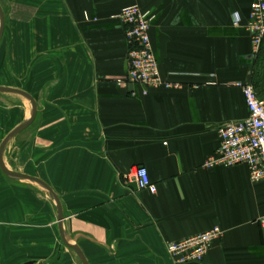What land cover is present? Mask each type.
Masks as SVG:
<instances>
[{"label": "crops", "instance_id": "1", "mask_svg": "<svg viewBox=\"0 0 264 264\" xmlns=\"http://www.w3.org/2000/svg\"><path fill=\"white\" fill-rule=\"evenodd\" d=\"M256 0H0V87L30 94L34 123L7 145L6 167L48 184L63 231L89 264H175L170 243L220 227L202 264H264V181L246 165L205 169L219 130L249 111L237 83L264 100V46L247 30ZM137 4L164 81L144 96L119 86L125 26ZM236 17L240 22L236 24ZM26 98L0 93V146L30 119ZM146 167L158 192L129 179ZM82 264L43 187L0 169V264Z\"/></svg>", "mask_w": 264, "mask_h": 264}, {"label": "built area", "instance_id": "2", "mask_svg": "<svg viewBox=\"0 0 264 264\" xmlns=\"http://www.w3.org/2000/svg\"><path fill=\"white\" fill-rule=\"evenodd\" d=\"M117 18L125 26L127 41L126 74L116 83L119 86L137 85L147 96L159 88L173 89L178 85L163 80L159 62L154 54L150 37L152 16L143 11L139 5L132 4L118 14ZM240 18L236 17V24ZM247 30L252 41V56L257 57L264 46V0H256L251 5ZM244 95L249 117L241 122L230 123L220 128V146L210 156L203 167L232 168L246 165L253 183L264 181V100L260 99L253 85L237 83ZM139 190H147L152 194L158 192L152 183L146 167L139 166L129 174ZM264 234V219L261 221ZM224 232L220 227L187 237L179 242L170 243L168 253L175 264H202Z\"/></svg>", "mask_w": 264, "mask_h": 264}, {"label": "water", "instance_id": "3", "mask_svg": "<svg viewBox=\"0 0 264 264\" xmlns=\"http://www.w3.org/2000/svg\"><path fill=\"white\" fill-rule=\"evenodd\" d=\"M4 30H5V14H4V11H3L2 6L0 4V40L3 37ZM0 93H9V94L20 95V96L26 98L28 101H30V103L32 105V114H31L30 119H28L27 121L22 123L14 131H12L6 137V139L3 141V143L1 144V146H0V169L9 178L16 179V180L32 181L34 183H37L38 185H40L46 191L49 192V194L52 196V198L54 199V201L57 204L62 238L69 245V247L75 251L76 255L78 256V258L82 264H89L86 257L84 256L83 252L81 251L80 247L62 229L63 221H64L62 204L60 202V199L56 195V193L52 190V188L48 184H46L45 182H43L37 178L30 177V176H27L24 174H20V173H17L15 171H11L6 167V165L4 163V152H5L7 145L10 143V141H12L15 137L20 135L25 130H27L34 123L36 116H37V113H38V105H37L36 101L34 100V98L30 94H28L24 91L0 87ZM27 264H33V263H27Z\"/></svg>", "mask_w": 264, "mask_h": 264}]
</instances>
